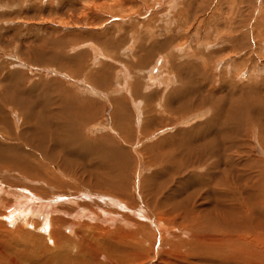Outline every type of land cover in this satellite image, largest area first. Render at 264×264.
I'll return each instance as SVG.
<instances>
[{"label": "bare ground", "instance_id": "1", "mask_svg": "<svg viewBox=\"0 0 264 264\" xmlns=\"http://www.w3.org/2000/svg\"><path fill=\"white\" fill-rule=\"evenodd\" d=\"M254 1L257 3V0ZM111 4L107 8L102 6L103 4L99 5L97 11L107 12V9L113 8ZM125 6V0H119L118 5L114 6L117 13H114L118 17H126L129 9ZM101 8L104 9L100 10ZM260 9H253L254 12L260 11L257 19L251 17L252 19L247 18L241 23L237 22L236 18H231L224 26L226 30L222 36L215 37L211 45L208 42L203 45L205 50L209 49L207 53H204L205 50L198 52L193 48H187L183 43L165 51L162 59L156 60L157 63L163 62L161 70L157 67L163 74L160 80L171 82L175 79L174 82L179 81L182 87L176 86L172 88V91L166 92L165 97L163 95V106L157 105L158 110L153 109L152 111L148 109L146 106L148 104L145 102L152 100L157 90L145 92L143 99L146 100L144 102L146 105L142 104L143 106L138 111L141 119L138 122L139 127L137 124L139 117L136 118L135 113H133V118L127 115V112H132L129 106L134 108L137 106L135 103L137 97L133 94L134 96L130 95V99L126 97L120 100L115 98L117 96L110 98L108 104L113 106L111 121L117 133L114 131V134L109 137L90 138L85 134L87 127L99 113L92 99H90L92 101L77 100L76 95L73 96L69 88L61 87L60 89L57 82H51L48 87L44 88V91L42 90L48 96L46 104L43 105L32 97V92H41V89L37 86L33 88L35 82H30V78L25 77L26 73L23 78H19L16 71L11 73L10 69L7 68V71L6 67L4 68L3 75H0V174H6V176L3 175L4 178L10 176L9 178L13 181L30 179L46 187L50 186L52 191H43V186L32 188V191L28 188L34 195L26 193V196H19L18 198H22L14 205H9L10 200L8 199H0L2 201L0 203L3 212H7L10 218L16 214H22L23 217L38 219L35 227L45 232L48 236L47 240L59 250L50 263L58 260L56 264H77V262L78 264H175L170 258L174 252L171 248L175 242H179L182 247L191 244L199 251L214 257L218 262L221 260L228 264H264V159L255 157V148L248 142L254 135L255 126L251 124L253 122L247 123L245 120H240V129L236 128V116L243 114V108L238 106L240 103L235 106L232 104L233 106L228 107L224 112V114L227 113L224 120L234 118V121H230V126L227 122L225 123L231 129V133L228 130L227 134H222L221 130L218 131L219 127L217 129L213 127L214 123L211 119L218 116L214 113L213 116H216L207 122L205 120L189 129L179 128L172 136H165L159 142L156 141L157 143L149 146L148 153L153 161L155 159L156 161L151 164L148 158H145V163L150 166L159 165L160 172L151 173V183L146 186L140 185L139 192H137L138 183L144 180L136 181L134 176L129 174V166L136 162V156L139 154L144 157L147 149H139L140 151L133 155L130 150L123 148L115 140L118 136L126 140L128 144L134 141L133 137L142 140L148 136V129L152 126L160 129L170 128L180 123L191 112L193 113L188 108L191 107L188 103V91L191 90H188L189 85L186 83L190 82V79L188 80L189 77L183 73L182 69L186 68L190 62H184L176 67L173 60L176 57V50L185 58L189 59L194 56L201 61L202 59L207 61L201 65L204 71L209 68L208 60H211L214 54L226 52L225 60H219L213 67V69L216 68L222 61L225 63L219 73H213L211 76L210 82H213L217 88H213V93L206 92L205 98L215 101L219 98L215 96L218 93L222 98V91L219 90L225 85L230 92L235 90L237 92L235 96H239L241 100L245 98L247 102H253L247 105L255 104L252 112L258 114V111L264 118V105L260 108L262 107L260 104L264 103V78H262V72L256 69L254 58L257 50L264 52V0ZM259 26L263 29L260 33L257 31ZM199 28L201 29L198 27L197 30ZM224 28L217 29L216 27V36ZM179 32L178 30L177 33ZM207 34L205 29L204 35L208 39ZM118 38L120 42L124 36L118 35ZM117 40L105 42V39L104 42L101 41L103 43L99 40L98 45L93 46V49H98V53L108 52L107 48L113 49L112 44L119 47ZM168 40L170 39L152 42L148 45V49L140 45V42V44L135 42L137 45L134 50L138 53L143 50H159L164 46L167 48L173 43ZM62 42L67 43L68 40L64 39ZM43 48L44 46L38 50L41 55L45 52ZM80 55L76 53V57ZM102 56L104 55L100 57ZM62 59L68 63L72 57H61ZM143 62L144 58H137L136 65L133 63V66L142 68L144 67L141 66ZM81 64L82 61L79 60L80 69L87 68ZM191 67L194 66L191 65ZM237 68L243 70L237 73ZM245 70L249 73L247 80L250 83L248 85L242 84L243 80L240 79ZM208 72L206 71L207 75ZM226 72H230L231 76L233 72L237 73L235 80L225 81ZM108 73L106 69L98 70L96 67V72L90 73L95 80L89 79H92L91 82L95 86L105 85L108 84L111 76ZM123 75L126 76V72ZM16 77L19 79L16 80ZM13 79H15L14 84L11 83ZM200 79L199 84H206L203 86L206 90L208 79L203 80L202 76ZM134 89L136 90L137 87ZM120 90L121 88L117 87L116 91L120 93ZM191 95L194 99L197 98L193 93ZM20 100L28 103L27 108L19 107ZM179 100L181 102H177ZM200 105L206 107L204 103ZM12 113L19 117L21 121L19 126L13 118L10 119ZM175 113L176 117L170 119L169 115ZM247 115H251L249 111ZM220 117L216 119L220 120ZM127 127L133 130L132 138L130 135H124ZM48 138H50L48 144H41ZM258 139L261 137L258 136ZM169 163L171 167L167 168ZM13 181L9 180L6 184L16 185ZM5 195L11 196L8 192ZM63 195L66 197L63 198ZM82 196H86V199L88 197H94V200L95 198L105 199L111 206L122 212L126 210L132 216H128L125 212L117 213L110 211L111 209H103L91 199L89 200L95 203L94 205L90 203L80 205H86L88 208L81 207L73 212H69V208L64 210V207L63 211L57 209V206H61L57 201L58 197L63 199L62 202H69L74 197ZM136 198L140 199L138 204L135 202ZM4 216L6 217V214ZM84 220H89L93 224L87 221L90 223L88 224ZM97 222L100 225L96 226ZM121 222L126 225V229L120 226L113 230L109 227H102L105 224ZM77 225L90 236L94 237L96 232V239L100 238L101 242L94 240L93 244L88 243L85 235L82 236L79 229L77 230ZM95 227L98 228L97 231ZM66 233H70L71 238ZM111 242L112 245H110ZM43 262L39 261L37 264H43ZM214 262L218 263L215 260Z\"/></svg>", "mask_w": 264, "mask_h": 264}, {"label": "rangeland", "instance_id": "2", "mask_svg": "<svg viewBox=\"0 0 264 264\" xmlns=\"http://www.w3.org/2000/svg\"><path fill=\"white\" fill-rule=\"evenodd\" d=\"M130 1L131 0H125V4H126L125 7L129 9L128 10L129 14L126 17L122 18L117 16L116 14L117 11H115L114 9V6L118 5L119 0H114L113 3L112 0H0V41H1L0 42V75H3V71L5 67H6L5 70H7L8 68L12 71L11 73L16 71L18 73L19 78L20 77L23 78L24 74L26 73L25 77L30 78L29 79L30 82H35L33 88L37 86L38 88L41 89V92L39 91L32 92L31 93L32 97L43 105L46 104V98L48 96H46V94H44L42 90L44 91V88L48 87L51 84V82H57L60 85V89L61 87L69 88L73 96L76 95L77 100L92 99L95 102L94 103L95 109L99 111V113L96 114L94 121H92L90 126L87 127L85 134L90 138L103 137V136L109 137L114 134L113 133L114 131L115 133H117V130L113 129V122L111 121L113 106L108 104L110 98L113 99L115 96H117L115 98L121 100L122 98L123 99L126 97L129 98L130 95L131 96L135 95L137 97V101L135 102L137 106L135 108L133 106H129L132 108V110L130 109V111L132 112L130 113L127 112V115L128 116L130 115V118L131 117L133 118L134 117L133 113H135V117L136 118L139 117V119H137L138 120L137 124L139 127L138 122H140L139 120L141 119H140V115H138V111H140L141 106H143L146 103L148 105L146 104L145 105L148 106V109L150 111H152L153 109L158 110V108L156 107L158 106L160 107V105L163 106L162 104L164 103L163 98L165 97L164 94L166 92L172 91V88H176V86H178V88L182 87L181 84H179V81L178 83L174 82L175 79L172 80L171 82L160 80L161 77L163 76L162 72L160 71L163 62L160 61V63H157L156 60L157 59L161 60L162 56H164L165 51L175 48L176 45L177 44L179 45L180 43L185 44L184 46H187V48L188 47L193 48L195 51L198 52L204 51L205 49L203 48L204 47L203 45L207 44V42L208 44L211 45L213 44V40L215 39V37L222 36L226 30L224 26L228 24L231 18H236V21L241 23H243V21L247 18L252 17L254 19H257L260 16V11L254 12L253 9L255 10L256 8V10H261L260 7H261V3L263 2V0H257V3L254 0H212V1L211 0H132V2ZM104 4H106V6ZM109 4H111L113 8L107 9V12H104V10H102L104 8L100 9L102 11L99 12L97 11L98 10L97 7L99 5H102L105 8H107ZM249 21L250 19L248 20V23ZM198 27H201V29L199 28L197 30ZM216 27L217 29H220L222 27L224 28L217 34L218 36H216V32H215ZM205 29L208 32L207 34L208 39L204 35ZM178 30L180 31L179 33H177ZM262 30L263 29L261 26L257 28V31L259 33ZM198 31H200L199 34ZM118 35L124 36V38H121L120 42H118L119 41ZM64 39L65 41L68 40V42L67 43L62 42L64 41ZM105 39H106L105 42H107V40H113L114 42L115 39L116 40L118 39L117 45H119V47L117 48L116 44H112V47L114 46L113 49L107 48L108 52H104V53L101 52L102 54L98 53V49L94 50L93 46L98 45L97 42L99 40L101 42ZM165 39H170L168 41L173 42L171 45H169L170 47L168 46L166 48V46H164L159 50L157 49L153 51L143 50V52L139 51L138 53L136 52V50H134L135 46L137 45L135 44V42L138 43L140 42L141 43V44L139 43L140 45L144 46L145 49H148L149 47L148 45H150V43L161 40L164 41ZM42 46H44L43 50L45 51L44 53H42L43 55H41L38 51L39 49H41ZM130 47L132 48V50H130L131 49ZM207 52H209V49L208 51L207 50L204 51V53ZM76 53L78 55L80 54L82 55L76 57ZM176 53H175L176 57L173 58L176 67L177 65L182 64L184 62L185 63L190 62V64L186 68L184 67L182 69L184 71L183 73H186V75L189 77L188 80L190 79V82L188 81L186 83V85H189V87L187 86L188 90L190 89L192 91V92L188 91L189 92L188 103L191 105V107L193 106L194 108L193 107H192L193 109L191 107L188 108L191 111H193L194 114L191 112L190 113L191 115L190 114L187 115L188 117L185 116V119L181 120L180 123L179 122L177 123L179 125L175 124V126L172 125V127L170 128L163 127L162 129H160L157 126L154 127L152 126L151 129L149 128L150 130L148 129V133H147L148 136L146 138H142V140L140 137H139L140 139H136L135 137H133L134 135L132 134L133 130L128 127L124 135H130L131 138L132 137L134 138L133 139L134 141L129 142L128 144L126 140L118 138L119 136L116 137L115 139L117 144H120L123 148L130 150V152H132L133 155H135V152L137 151H140L142 149H147V152L144 157L142 154H139V156H136L137 157L136 162H134L132 165L129 166L130 168L129 174L130 175L132 174L136 181H139L140 179L144 180L141 183L140 182L138 183L137 192H139L138 189L140 188L139 187L140 185L146 186L151 183V176H150L152 175L151 173L160 172L159 165L150 166L148 164L146 165L145 163V158H148V162H150L151 164L155 163L156 161V159L153 161L151 155L148 153L149 146L151 147V145L157 143L156 141L159 142L160 139H162L165 136H170V135L172 136L179 128L189 129L190 127L205 122V120L207 122V120H210L211 118L216 116V115L213 116L214 113L218 114V116L211 119L212 122L214 123L213 127L216 129L219 127L218 131L221 130L223 132L222 134L224 133L227 134V132L229 131L231 133V129L225 123L227 122V124L230 126V121H234V118H230L227 120L225 119L226 120L225 121L224 118L227 113L224 114V112L228 107L233 106L232 104H234L235 106L238 103H240L238 104V106L243 108V114H237L236 116L237 117L236 118L237 121H235L236 128L240 129L239 126L240 120H245L247 123L248 122L251 123V121L253 122L251 124L255 126L253 129L254 135L249 139L248 142L252 144L253 148H255L254 149L255 157L258 159H264V118H262L261 114H259L258 111H257L258 114H254L255 112H252L254 111L255 104L253 106L251 105L252 107L249 105L250 106L249 107L247 104L253 102H247L245 98H242L241 100L239 96H235V94L237 93L235 90L234 92H230L229 90L226 89L225 85L223 86L224 88L220 87V90L218 89L219 91H222L221 93L222 98L219 96L220 93L215 94V96L217 95L219 97L215 101L210 98L208 99L205 98V93L206 92L213 93L212 92L214 91L213 88L216 87L214 86L213 82H210L211 76L213 75V73H219V71H221L222 68L224 67L225 63L224 61H222L223 63L220 62L216 68L213 69V67H215V64H217L219 60H225L226 58L225 56L227 55V53L223 52L222 54H214L212 59L208 60L207 63V66L210 69L207 68L205 71L203 70V67L201 68V65L203 62H207V61H203V59L202 61L200 59H196L193 55H192L193 57L189 59L185 58L180 54H178L179 51L177 50ZM101 55H104L105 57L104 56L100 57ZM60 56L62 58L72 57V59L71 60L67 59L69 62L65 63L63 59L61 60ZM255 56L256 57L254 58L256 62L255 63L256 69L258 68V70L262 72L261 75L262 78H264V52L257 50ZM137 58H144V62L141 64V66L144 67L139 68L133 66L134 65L133 63H135L136 65ZM77 59L82 61L81 66L84 65L87 66V68L84 69L82 67L80 69L78 65L79 60ZM95 60H98L99 62ZM191 65H193L194 67L190 68ZM130 66H132L131 68L132 72H130L131 71ZM96 67L98 70L104 68V70L106 69L107 73L111 72L108 73L109 76L111 75L108 84L95 86L91 82L92 79H94V77H91L90 73L92 71L96 72ZM89 68H90V72L88 74ZM126 69L129 73L126 71ZM120 70L121 71L124 70V71L121 72ZM237 70L238 73L243 69L240 70L237 68ZM153 71H155V73H153ZM206 71H209L208 75L206 74ZM125 72H126V76L123 75ZM244 72L245 73L241 75L240 79L243 80L242 84L248 85L250 83V81L247 80L249 78V73L247 72V70H245ZM237 73L233 72L231 76L230 72L228 73L226 72L225 81L227 80L229 82L231 80H235V76H237L236 75ZM201 76L203 77V80L207 78L208 80L207 79L206 80L209 81L206 90L205 87H203L206 86V84L205 85H201L202 83L199 84L201 81L200 79ZM19 78L16 77V80H18ZM119 79L122 82L119 81ZM14 80L15 79L11 80L12 84H14L15 82ZM256 80H259V78H256ZM152 82L155 84H151ZM17 84L18 83H16V85ZM127 85L130 86V88H128L129 90L127 89L128 87ZM216 85H218V83ZM200 86H202V88H200ZM117 87L121 88L120 93L116 91ZM136 87H137L136 90L138 91L137 93H134L136 92V90L134 89ZM147 91L157 92L152 98V100H150L149 102H145L146 100L143 99V95L149 93ZM191 93H193L197 98L194 99ZM174 95L176 96V94ZM49 97L51 96L49 95ZM177 102H181V100ZM200 103H204L206 107H202ZM27 105L28 103H25L24 101L20 100L19 107L25 109L27 108ZM260 105H262V107L260 108H263L264 103H261ZM126 111L128 110L126 109ZM218 111H220V113H218ZM248 111L251 114L250 116L247 115ZM176 115L177 114L175 113L173 115H169V117L170 119H174ZM219 117L220 120L216 119ZM12 118L15 120L16 125L19 126V123H21V121L17 116V114L12 113L10 119ZM260 119L262 121H260ZM215 125L217 127H215ZM230 133L228 135H230ZM38 136H40V134H38ZM258 136H260L261 139H258ZM35 138L38 137L35 136ZM49 139L50 138L46 139L47 141L45 140L41 142V144L43 145L48 144ZM57 145L59 146V142L57 143ZM170 165L171 164L169 163L167 165V168L171 167ZM3 175L6 176V174H0V199L10 200L9 205L16 204L17 201L20 200V198H22V197L20 198L18 197L26 196V193H31L34 195V193L29 191V190L32 191V188H39V187L41 188V186H43L44 187L42 188L43 191H48V192L52 191L49 185H48L49 187H46L30 179L29 180L23 179L22 181H13L12 178H9L10 176L4 178ZM9 180H11V182L13 181L16 185H7L6 182H8ZM6 192L10 193L11 196L7 197L5 195ZM65 197L66 196L63 195V198ZM85 197L86 196L74 197V199H71V201L69 202L63 201L64 203L62 202L63 199L58 197L57 201L60 202L61 206L60 205L59 206L61 208L57 206V209L59 208L60 211L61 210L63 211V207H64V210L65 209L68 210L69 208L68 211L73 212L76 211V209L78 208L87 207L86 205L80 206L81 203L83 205L86 203H90L91 205H94L95 203H91V202L95 201L97 202L96 204L101 206L103 209H108V210L111 209L110 211L117 213L122 212L116 209L115 207L111 206L110 204H108V202L105 201V199L95 198L94 200V197H88L87 199ZM75 199L76 201H74ZM89 199H91L92 201ZM139 201L140 199L138 198L135 199V202L137 204ZM75 204L77 206H75ZM124 212L125 214H128V216L131 215V213L129 214V212L126 210L123 211L122 213ZM83 213H87V212L83 211ZM97 213L100 212L97 211ZM5 214L6 217L4 216ZM7 216L8 213L3 212V207L2 204L0 203V264H37L39 261L40 262L44 261L43 264H46L52 262L50 260L54 257V255L58 254L59 250L57 248H54L53 245L47 240L48 236L45 232L35 227V224L38 221V219L32 217H26V216L23 217L22 214H16L12 218H10L9 216L7 218ZM64 218L66 220L68 219L67 217ZM84 221L86 223L90 222L91 224H93V222L89 220H87L88 222L86 220ZM78 222H80V220ZM95 224L96 226L100 225L98 222ZM114 224L111 223L105 224L102 225V227H109L110 229L113 230L120 226L123 229L124 228L126 229V225L122 224V222L114 223ZM78 225H77V230L79 229V233L82 234V236L85 235L84 237L86 239L85 238L84 239L86 241H89L88 243L93 244V242L95 241L96 242L98 241L99 243L101 242L100 238L96 239L97 234L95 231H94L95 232L94 237L90 236V234L88 235V232L84 233ZM95 230L97 231L98 228H96ZM66 234L68 235V237L71 238L70 233H66ZM185 240L187 241V238H185ZM110 245H112V242L110 243ZM171 249L174 252L170 258H172L175 264H192V263L193 264H228L222 262L221 260L218 262V260L214 259V257H210L205 252L199 251L196 247L194 248L193 246H191V244H189V246L187 245L182 247L181 243L175 242L174 245H172ZM35 259L37 260V262ZM80 259L81 258H79V260ZM214 260L217 261L218 263H215ZM57 262L58 260H54L53 263L50 264H56Z\"/></svg>", "mask_w": 264, "mask_h": 264}]
</instances>
